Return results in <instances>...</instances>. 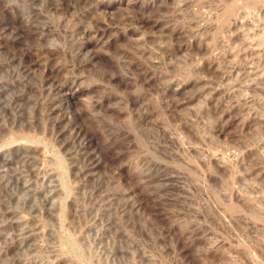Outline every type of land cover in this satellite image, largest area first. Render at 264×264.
<instances>
[{"label":"rangeland","instance_id":"374dc122","mask_svg":"<svg viewBox=\"0 0 264 264\" xmlns=\"http://www.w3.org/2000/svg\"><path fill=\"white\" fill-rule=\"evenodd\" d=\"M0 264H264V0H0Z\"/></svg>","mask_w":264,"mask_h":264},{"label":"bare ground","instance_id":"6f19581e","mask_svg":"<svg viewBox=\"0 0 264 264\" xmlns=\"http://www.w3.org/2000/svg\"><path fill=\"white\" fill-rule=\"evenodd\" d=\"M230 12H231V10H228V11L226 12V16H227Z\"/></svg>","mask_w":264,"mask_h":264}]
</instances>
